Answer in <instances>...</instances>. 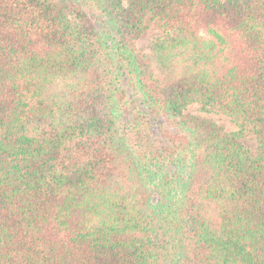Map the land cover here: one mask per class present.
Wrapping results in <instances>:
<instances>
[{
	"label": "trees",
	"instance_id": "1",
	"mask_svg": "<svg viewBox=\"0 0 264 264\" xmlns=\"http://www.w3.org/2000/svg\"><path fill=\"white\" fill-rule=\"evenodd\" d=\"M0 264H264V0H0Z\"/></svg>",
	"mask_w": 264,
	"mask_h": 264
},
{
	"label": "rangeland",
	"instance_id": "2",
	"mask_svg": "<svg viewBox=\"0 0 264 264\" xmlns=\"http://www.w3.org/2000/svg\"><path fill=\"white\" fill-rule=\"evenodd\" d=\"M159 35L160 32L156 24L154 22L149 23L147 30L137 42L138 47L143 51H147L149 43ZM185 113L211 120L222 126L228 133H233L237 130L236 126L227 117L212 112H201L196 105L188 106ZM241 142L251 151L252 155H255L256 143L250 135L243 136Z\"/></svg>",
	"mask_w": 264,
	"mask_h": 264
}]
</instances>
